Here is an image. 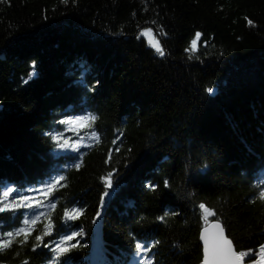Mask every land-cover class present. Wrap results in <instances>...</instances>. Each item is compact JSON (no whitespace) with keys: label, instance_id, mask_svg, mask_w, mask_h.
<instances>
[{"label":"trees","instance_id":"trees-1","mask_svg":"<svg viewBox=\"0 0 264 264\" xmlns=\"http://www.w3.org/2000/svg\"><path fill=\"white\" fill-rule=\"evenodd\" d=\"M147 27L165 56L141 35ZM88 113L98 144L91 129L61 123ZM79 136L92 146L77 169L78 153L58 143ZM109 172L115 187L101 207ZM60 175L47 198L26 193L56 208H41L0 264H50L55 242L81 228L68 243L83 246L60 264H139L137 242L154 245V264H202L201 203L237 251L252 250L244 264H259L264 0H0V182L40 189ZM73 208L83 212L65 223ZM26 211L15 222L0 214V233L24 226ZM50 222L53 234L36 241Z\"/></svg>","mask_w":264,"mask_h":264},{"label":"snow or ice","instance_id":"snow-or-ice-1","mask_svg":"<svg viewBox=\"0 0 264 264\" xmlns=\"http://www.w3.org/2000/svg\"><path fill=\"white\" fill-rule=\"evenodd\" d=\"M68 0H64V3H67ZM249 24H252V21H248ZM152 29L147 28L144 29L141 35H151ZM201 33L197 32L195 34V39L191 41L190 50L192 52H195L197 50V41L200 39ZM150 46L155 50V52L159 56H165V50L163 46L160 43V40L153 39L149 41ZM186 51H189V49H186ZM35 74V62H33V72L29 73L28 79H31L32 76ZM27 83L28 81H24ZM208 92H212L213 89L209 88L207 90ZM98 119V117L95 114L88 113L87 115L77 116L75 118H68L66 120L61 121L62 124L67 125H76L77 127L75 129H72L73 131H78V129H91L89 139H94L96 143H100L101 137L100 134L95 130L94 124L95 121ZM60 136L62 134L53 135V140H59ZM119 139V137H117ZM84 140V136H79V139L75 142L69 144L68 139H65L63 143H58V147L61 149H67L72 148L78 153V159L79 162H76L72 165V167L79 168L81 166V163L83 162V156L85 155L84 152L81 151L82 148H89L92 145L89 144H83L81 141ZM113 143H116V140L113 141ZM118 151V149H117ZM111 159V153H109V161ZM108 162V161H106ZM65 177L63 175H60L58 178H53L52 181L47 183L44 188L40 189H23L22 186H16L13 188L12 186H9L6 183L0 182V192H2V195H0V214L4 213H11V216L9 217L10 221L15 222L16 216H17V210L19 209H27L30 211H26L23 214V225L18 228H14L11 231H7L4 233H0V251H3L13 244V239L15 237L23 236V239L19 241L20 244H24L28 241L29 236L31 235L33 228L26 227L28 225L35 226L37 222L41 219V217L45 216L46 213L43 211H40L41 208H56V203L49 202L48 204H44L41 200H36L32 195L26 194L31 193L33 191L38 192H44L45 198L49 194H53L54 191L57 189V185L60 187H63L64 185L60 182L63 181ZM102 181L105 183V192L102 195L101 198V207H103L105 203V198L108 197L111 194V191L115 187V183L113 180V173L109 172L105 177L101 178ZM165 187L169 186V182L165 180L164 182ZM152 190H155V185H148ZM12 196V199L9 200L8 198ZM18 197V200L16 199ZM259 198L264 200V190H261L259 192ZM200 209L204 210V219L207 223L208 216H214V212L206 207L205 204L201 203L199 205ZM83 209L81 208H73L71 211L65 210L64 211V217H65V223L70 220H76L80 217L82 214ZM97 218L100 217L101 213L97 212ZM168 213H165V216H167ZM31 216V218H29ZM165 216L158 217L159 220H164ZM96 220H93V223H96ZM4 224L3 221H0V227H2ZM53 224L50 222L48 225H46L43 236L37 235L35 236V240L43 243L44 236H51L53 234ZM85 235L84 229H80L79 231H73L71 234H67L62 236L58 241L55 242V246L50 249V251L54 254L53 259L51 260L50 264H60L62 258L70 252L72 249H75L78 245H80L79 240L76 241V243L69 244L68 242L73 241L76 237H82ZM201 239L204 242V262L203 264H243V261L245 257H250L253 253L252 250H249L248 252L244 251H235L233 248V242L229 240L224 235V228L217 220L215 223L211 225V228L205 227L202 234ZM40 245L37 244L36 247H39ZM81 247L83 245H80ZM44 247H48L47 244L44 245ZM154 247V245L146 246L140 242H137L135 244L136 249V255L140 256L141 253L145 254L144 258L140 260L139 264H154V258L148 257V253L151 252V248ZM35 250V249H33ZM260 252V262L259 264H264V245L260 246L259 249ZM25 264H28L26 261Z\"/></svg>","mask_w":264,"mask_h":264},{"label":"water","instance_id":"water-1","mask_svg":"<svg viewBox=\"0 0 264 264\" xmlns=\"http://www.w3.org/2000/svg\"><path fill=\"white\" fill-rule=\"evenodd\" d=\"M217 221V219H208L207 218V223L205 222V220H204V222H203V225L201 226V228H200V231H199V239H200V243H201V245H202V260H201V262H202V264H203V262H204V242H203V240L201 239V234H202V232H203V230H204V228L205 227H208V228H211V225L213 224V223H215ZM219 221V220H218ZM219 223L222 225V223L219 221ZM223 226V225H222ZM224 228V227H223ZM224 235L229 239V240H231L228 236H227V234H226V232H225V228H224ZM233 248H234V250L235 251H237L236 250V248H235V246H234V244H233ZM243 264H244V261H243Z\"/></svg>","mask_w":264,"mask_h":264},{"label":"rangeland","instance_id":"rangeland-1","mask_svg":"<svg viewBox=\"0 0 264 264\" xmlns=\"http://www.w3.org/2000/svg\"><path fill=\"white\" fill-rule=\"evenodd\" d=\"M147 28H151V27H147ZM154 38H155V35H154L153 31H152V34L148 35V43H149L150 40H153ZM84 142H85V140L81 141V143H84ZM259 262H260V256H259Z\"/></svg>","mask_w":264,"mask_h":264}]
</instances>
